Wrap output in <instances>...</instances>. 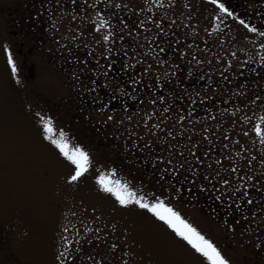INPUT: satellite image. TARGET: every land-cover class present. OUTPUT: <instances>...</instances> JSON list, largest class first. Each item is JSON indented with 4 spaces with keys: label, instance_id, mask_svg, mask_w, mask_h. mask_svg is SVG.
Listing matches in <instances>:
<instances>
[{
    "label": "rangeland",
    "instance_id": "374dc122",
    "mask_svg": "<svg viewBox=\"0 0 264 264\" xmlns=\"http://www.w3.org/2000/svg\"><path fill=\"white\" fill-rule=\"evenodd\" d=\"M137 201L264 264V0H0V264H212Z\"/></svg>",
    "mask_w": 264,
    "mask_h": 264
},
{
    "label": "snow or ice",
    "instance_id": "6c2138e0",
    "mask_svg": "<svg viewBox=\"0 0 264 264\" xmlns=\"http://www.w3.org/2000/svg\"><path fill=\"white\" fill-rule=\"evenodd\" d=\"M223 11L228 12V8L223 3L220 4ZM243 23V21H242ZM256 31L255 28L252 29ZM13 70H15V62H12ZM47 131L51 133L53 131L51 122L46 124ZM257 133H261L259 126L256 128ZM51 139V136L48 137ZM62 151L63 155L77 165V170L74 175L70 177L71 181L77 180L87 170L88 154L80 148L70 150L67 142L63 139V133H61V139L53 141ZM104 184V179L100 181ZM107 191H113L112 188L106 187ZM116 195L121 204H128L131 200V194L126 197L119 190H116ZM142 208H148L152 211L160 220L165 221L175 232L188 241L197 252L202 253L207 257L212 264H229V261L221 254L218 247L210 240L206 239L196 228L183 219L180 214L174 211L172 208L166 206L163 202H159L149 206L148 203L137 201Z\"/></svg>",
    "mask_w": 264,
    "mask_h": 264
},
{
    "label": "trees",
    "instance_id": "16d2710c",
    "mask_svg": "<svg viewBox=\"0 0 264 264\" xmlns=\"http://www.w3.org/2000/svg\"><path fill=\"white\" fill-rule=\"evenodd\" d=\"M110 94V93H109ZM103 98V97H102ZM107 98H109V99H107L109 102L111 101V99H112V97L111 96H108ZM130 103H132V102H130ZM130 103H127L128 105H127V108L130 106L129 104ZM94 104H96V106H103V107H105V106H110L109 104H107V103H105V100L104 101H102V100H99V103H94ZM110 104H113L112 103V101H111V103ZM119 106V105H118ZM117 106V107H118ZM94 108H95V105L93 106ZM115 107H116V105H115ZM74 115H78V114H74ZM71 121H73L74 119H73V117L71 116ZM75 130H74V133L76 134V135H78L79 137H82L81 138V140H82V142L83 143H87V142H89V143H91V144H93V145H97L96 143H95V141L93 140V139H91L89 136H88V134H86V132L83 130H81L80 128H74ZM88 136V137H87Z\"/></svg>",
    "mask_w": 264,
    "mask_h": 264
}]
</instances>
